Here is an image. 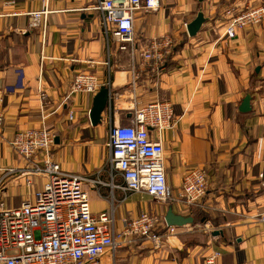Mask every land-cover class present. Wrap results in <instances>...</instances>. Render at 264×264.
<instances>
[{
	"label": "crops",
	"instance_id": "1",
	"mask_svg": "<svg viewBox=\"0 0 264 264\" xmlns=\"http://www.w3.org/2000/svg\"><path fill=\"white\" fill-rule=\"evenodd\" d=\"M97 2L0 0V167L20 171L5 181V204L19 206L43 182L33 178L28 189L19 174L41 155L26 161L8 143L19 131L44 127L54 136L50 159L87 179L83 188L91 212L112 209L115 232L143 212L164 220L169 207L192 219L174 227L159 249L135 241L104 254L101 264H205L213 253L219 254L215 264H264V22L233 39L224 36L227 9L264 5V0H159L158 9L133 14L126 50L104 25ZM199 10L206 21L189 37L186 26ZM37 11L45 15L31 27L29 13ZM163 38L173 48L158 75L140 54L151 40ZM78 72L92 74L110 92L95 127L89 120L94 95L69 93ZM247 95L250 110L240 112ZM155 102L173 108L174 126L161 133L172 197L187 173L205 176L206 194L194 205L125 194L121 177L109 166V127L130 124L134 108ZM150 135L155 137L152 130ZM215 231L221 234L213 236Z\"/></svg>",
	"mask_w": 264,
	"mask_h": 264
},
{
	"label": "built area",
	"instance_id": "2",
	"mask_svg": "<svg viewBox=\"0 0 264 264\" xmlns=\"http://www.w3.org/2000/svg\"><path fill=\"white\" fill-rule=\"evenodd\" d=\"M48 0H44L46 5ZM159 0H98L96 9L103 15L104 25L112 27L119 49L133 38V14L139 9L156 10ZM45 11L32 12L31 27H37ZM224 36L233 39L238 31L259 26L264 22V5H246L225 11ZM173 48L167 38L151 40L140 56L159 75ZM130 48V56L132 51ZM100 84L88 72H78L70 84V94L95 95ZM40 98L44 95L40 93ZM4 96L0 90V127L4 121ZM264 119V98L260 103ZM72 119V113H69ZM173 108L169 103L155 102L134 108L128 125L109 127L107 146L110 149L111 171L122 179L120 190L142 193L157 203L175 201L191 206L206 194L203 173L191 171L185 175L177 198L168 189L164 166V146L161 133L174 126ZM150 130L155 134L152 138ZM54 136L46 128L17 132L10 143L11 150L28 161L37 155L41 160L33 163L20 176L25 186L32 189L33 178L41 177V187L19 206H7L3 192L5 181L19 170L0 167V264H101L104 254L114 252L128 243L149 241L159 249L174 235L176 228L165 224L154 212H143L124 222L120 231L113 228L112 209L93 214L90 209L81 175L67 173L53 162L50 149ZM264 220V217H262ZM219 257L213 253L205 264H215Z\"/></svg>",
	"mask_w": 264,
	"mask_h": 264
},
{
	"label": "water",
	"instance_id": "3",
	"mask_svg": "<svg viewBox=\"0 0 264 264\" xmlns=\"http://www.w3.org/2000/svg\"><path fill=\"white\" fill-rule=\"evenodd\" d=\"M206 21L201 10L196 14V17L186 26V31L189 37H194L199 31L202 24ZM110 99V92L107 87L102 86L99 91L94 95L92 99V105L89 110V120L91 126L95 127L101 123V114L104 112L108 101ZM250 96H246L239 107L240 112H247L250 110ZM56 142V140H55ZM164 222L169 227H182L192 223L190 217H182L172 212V208L169 207L164 215ZM219 231L212 233L213 236L220 235Z\"/></svg>",
	"mask_w": 264,
	"mask_h": 264
},
{
	"label": "rangeland",
	"instance_id": "4",
	"mask_svg": "<svg viewBox=\"0 0 264 264\" xmlns=\"http://www.w3.org/2000/svg\"><path fill=\"white\" fill-rule=\"evenodd\" d=\"M118 126H124L123 124H121V125H118Z\"/></svg>",
	"mask_w": 264,
	"mask_h": 264
}]
</instances>
